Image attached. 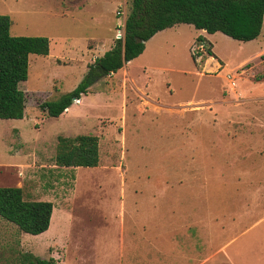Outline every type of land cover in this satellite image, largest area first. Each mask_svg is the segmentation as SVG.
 Returning <instances> with one entry per match:
<instances>
[{
  "label": "rangeland",
  "instance_id": "1",
  "mask_svg": "<svg viewBox=\"0 0 264 264\" xmlns=\"http://www.w3.org/2000/svg\"><path fill=\"white\" fill-rule=\"evenodd\" d=\"M129 6L0 0L11 36L49 41L19 84L24 117L0 120V187L53 204L41 235L0 218V264H228L224 250L264 264V16L245 43L186 24L158 32L60 117L40 109L122 37ZM77 135L98 138L97 167L55 165L57 137Z\"/></svg>",
  "mask_w": 264,
  "mask_h": 264
},
{
  "label": "trees",
  "instance_id": "2",
  "mask_svg": "<svg viewBox=\"0 0 264 264\" xmlns=\"http://www.w3.org/2000/svg\"><path fill=\"white\" fill-rule=\"evenodd\" d=\"M263 16L264 0H130L122 38L114 40L110 49L87 65L84 78L72 91L57 101H45L39 107L48 117H60L94 83L140 56L145 43L158 32L186 24L209 35L221 33L245 43L258 38ZM9 28V17L0 15V120H20L24 117L26 96L19 84L27 78L29 55L47 56L49 41L43 37H14ZM195 41L206 40L198 36ZM206 54L216 59L211 50H206ZM192 60L195 62L194 56ZM260 78L262 76L256 80ZM54 161L63 168L97 167L98 138L58 136ZM52 212L51 202L27 201L20 188L0 187V218L22 233L37 236L46 232ZM22 262L55 264L52 258L41 259L30 254L25 255Z\"/></svg>",
  "mask_w": 264,
  "mask_h": 264
},
{
  "label": "crops",
  "instance_id": "3",
  "mask_svg": "<svg viewBox=\"0 0 264 264\" xmlns=\"http://www.w3.org/2000/svg\"><path fill=\"white\" fill-rule=\"evenodd\" d=\"M200 31H202V33L203 32H205V31H203V30H200ZM206 33V32H205ZM260 34H261V32H260ZM260 36V35H259ZM259 36H258V38H259ZM201 37H203V36H201ZM204 38V37H203ZM205 39V38H204ZM206 40V39H205ZM256 40V39H255ZM254 41V40H253ZM264 52V49H262L259 53H258V55H260V54H262ZM210 60H212V58L210 57ZM222 64V63H221ZM125 67V65L123 66V68ZM221 66H220V64L219 63H217L216 64V66H215V68L217 69V68H220ZM122 69V68H121ZM125 73H127V72H125ZM112 75V74H111ZM234 85H235V83H234ZM79 103H80V100L78 101ZM78 103V104H79ZM264 197H261L260 196V200L261 199H263ZM43 234V233H42ZM41 235V234H40ZM224 254H225V258H226V261H227V263L228 264H237V261L236 260H233L231 257H230V255L226 252V250H224ZM213 256H210V260H211V258H212ZM215 257V256H214ZM216 260H217V256L215 257V262H216ZM236 261V262H235Z\"/></svg>",
  "mask_w": 264,
  "mask_h": 264
},
{
  "label": "built area",
  "instance_id": "4",
  "mask_svg": "<svg viewBox=\"0 0 264 264\" xmlns=\"http://www.w3.org/2000/svg\"><path fill=\"white\" fill-rule=\"evenodd\" d=\"M122 38V37H121ZM203 46L199 45V48L201 49ZM79 100H75L74 103L77 104Z\"/></svg>",
  "mask_w": 264,
  "mask_h": 264
}]
</instances>
